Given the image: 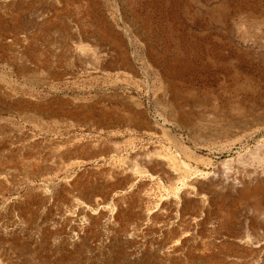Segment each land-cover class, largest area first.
<instances>
[{
	"label": "rangeland",
	"instance_id": "1",
	"mask_svg": "<svg viewBox=\"0 0 264 264\" xmlns=\"http://www.w3.org/2000/svg\"><path fill=\"white\" fill-rule=\"evenodd\" d=\"M263 150L264 0H0V264H264V203L177 192Z\"/></svg>",
	"mask_w": 264,
	"mask_h": 264
},
{
	"label": "bare ground",
	"instance_id": "2",
	"mask_svg": "<svg viewBox=\"0 0 264 264\" xmlns=\"http://www.w3.org/2000/svg\"><path fill=\"white\" fill-rule=\"evenodd\" d=\"M78 5V4H77ZM44 6V5H43ZM33 9V8H32ZM241 9V8H240ZM67 14V13H66ZM76 14V13H75ZM44 13H41V12H37L36 14H34L33 15V22L34 23H36V24H38V23H40L43 19H44ZM82 17V16H81ZM59 20V19H58ZM75 24V23H74ZM72 25V24H71ZM70 27V26H69ZM70 30V29H69ZM72 30V29H71ZM74 30V29H73ZM78 33V32H77ZM70 34L72 35L71 37H75V35H74V32H70ZM57 35V34H56ZM78 35H80V34H78ZM49 37V36H48ZM117 38V37H116ZM80 39V38H79ZM53 40V39H52ZM74 42H75V40H74ZM114 42V41H113ZM71 43H73V42H71ZM77 43V42H76ZM120 43V42H119ZM53 44V43H52ZM64 44H65V42H64ZM116 45V44H115ZM104 46H106V44L104 45ZM104 46H102V47H104ZM110 46V45H109ZM71 47V46H70ZM112 47H114V46H112ZM66 48V47H65ZM64 48V49H65ZM68 49V48H67ZM107 49H108V46H107ZM82 51L84 50V49H81ZM104 50H105V48H104ZM103 50V51H104ZM67 51V50H66ZM78 51V50H77ZM85 51V50H84ZM83 51V52H84ZM102 52V51H101ZM100 52V53H101ZM66 53V52H65ZM68 54V53H67ZM83 54H85V53H83ZM30 55V54H29ZM70 55V54H69ZM74 55V54H73ZM72 55V56H73ZM80 55V54H79ZM99 55V54H98ZM64 56V55H63ZM84 56V63H87V64H84V65H81V67L83 68V69H85L86 68V70L88 69V70H90V69H92L91 68V66L93 65V63H92V65H91V63H89L88 64V62H91V61H89V56L88 55H83ZM107 56H108V51H107ZM73 58V57H72ZM82 58V57H81ZM103 58H105V57H103ZM77 59V58H76ZM91 59H93V58H91ZM108 59V58H107ZM83 60V59H82ZM102 60V59H101ZM94 61V60H93ZM60 62V61H59ZM73 62V61H72ZM102 62H103V60H102ZM106 62V61H105ZM76 63V62H75ZM63 64V63H62ZM96 64V63H95ZM102 64V63H101ZM22 65V64H21ZM48 65V64H47ZM46 65V66H47ZM57 65V64H56ZM80 66V65H79ZM94 67V66H93ZM25 68H26V66H25ZM29 68V67H28ZM95 68V67H94ZM107 70V69H106ZM94 71V70H93ZM154 71V70H153ZM90 72V71H89ZM155 92V91H154ZM28 94V93H27ZM198 96V95H197ZM156 97V96H155ZM160 100V99H159ZM34 101V100H33ZM226 103V102H225ZM184 108V107H183ZM260 108V107H259ZM183 110V109H182ZM140 122V121H139ZM150 123V122H149ZM158 130V129H157ZM143 132V131H142ZM157 132V131H156ZM230 132V131H229ZM263 132V131H262ZM147 133V132H146ZM145 134V133H144ZM186 137V136H185ZM261 140V139H260ZM59 142V141H58ZM52 143V142H51ZM50 143V144H51ZM45 144V143H44ZM49 144V145H50ZM30 145V144H29ZM42 146V145H41ZM43 147H44V145H43ZM139 151V150H138ZM141 152V151H140ZM67 155V154H66ZM137 157V156H136ZM139 157V156H138ZM125 161V160H124ZM136 161H138L140 164H142V165H149L150 164V162H151V160H149L146 156H142V157H139V158H136ZM54 162V161H53ZM130 162V161H129ZM132 162V161H131ZM157 162V161H156ZM246 162V161H245ZM245 162H244V164H245ZM253 162L254 163H257V164H259V165H262L263 163H264V150L262 151V153H257V154H255V156L253 157ZM124 163V162H123ZM122 163V164H123ZM162 163V162H161ZM160 163V165H164V163H162L161 164ZM249 163V162H248ZM4 166V165H3ZM2 167V166H1ZM162 167V166H161ZM262 167V166H261ZM25 168V167H24ZM215 168H216V166H215ZM215 168H212V169H215ZM57 169V168H56ZM55 169V170H56ZM144 169V168H143ZM234 169V168H233ZM17 170V169H16ZM129 170H133V165L132 166H130L129 167ZM155 170V169H154ZM160 171L162 172V168L160 169ZM213 171V170H212ZM211 171V172H212ZM222 171H224V170H222ZM229 171V170H228ZM231 171V170H230ZM234 171V170H233ZM10 173H11V171H9ZM156 172V171H155ZM158 172V171H157ZM5 173V171L4 170H0V175L1 174H4ZM104 173V172H103ZM115 173V172H114ZM210 173V172H209ZM245 173V174H244ZM167 174V173H166ZM204 174H206V173H204ZM226 174H228L227 172H226ZM226 174H219V173H217V174H211L210 176L208 175V177L206 178V179H203L202 178V180H200V179H195L194 181H193V183H191V185L189 186V187H187V188H185V189H183V190H181V191H177L178 193L180 192V197L182 198V199H184V200H186V199H188L190 196H192V194L193 195H200L201 193H203V192H206V190H208L209 188H218V187H220L222 184L225 186V187H230L231 189H233L234 191L238 188V187H240V185H242L243 186V188L242 189H240L239 191H238V198H240V199H244L243 201H245V200H250V201H254V202H256L257 203V205H259L260 203H264V174H258V173H256V172H253L251 169H248V168H244V170H243V172L241 171V173L240 174H238V173H236V174H230V175H226ZM122 175V174H121ZM145 175V174H144ZM199 175H200V173H199ZM169 176L173 179V178H176V173H174V172H170L169 173ZM160 177V176H159ZM28 178H29V176H28ZM141 179V178H140ZM204 180V181H203ZM205 182V183H204ZM58 183V182H57ZM183 186V185H182ZM63 187V186H62ZM75 187V186H74ZM176 189V188H175ZM73 190V189H72ZM224 190H225V188H224ZM13 191V190H12ZM129 191V190H128ZM43 193V192H42ZM70 193V192H69ZM24 194V193H23ZM142 194V193H141ZM77 195H79V194H77ZM47 196V195H46ZM69 197H71V199H72V206H74V207H77V209H79V212H82L83 211V209L82 208H80L79 206H80V203H79V201H78V199L76 198V196L72 193V195L71 196H69ZM142 197V196H141ZM141 197H140V199H141ZM200 197H201V195H200ZM210 197V196H209ZM38 198V197H37ZM122 198V197H121ZM137 198V197H136ZM203 198V197H202ZM27 199V198H26ZM32 200V199H31ZM144 200V199H143ZM146 200V199H145ZM163 200V199H162ZM2 201V200H1ZM130 201V200H129ZM132 201V200H131ZM142 201V200H141ZM201 201V199L199 200V202ZM211 201V200H210ZM120 200H117L116 201V206H117V208H119L120 209ZM127 202V201H126ZM171 202V201H170ZM169 202V203H170ZM187 202V201H186ZM237 202V201H236ZM14 203L15 204H20V201L19 200H14ZM156 203V202H155ZM188 203V202H187ZM7 204V203H6ZM15 204H13V205H15ZM174 204V203H173ZM4 205V204H3ZM2 205V206H3ZM69 205H71V204H69ZM186 205V204H185ZM18 206V205H17ZM56 206V205H55ZM199 206V205H198ZM197 206V207H198ZM1 207V206H0ZM5 207V206H4ZM8 207V206H7ZM24 207V206H23ZM66 207V206H65ZM171 207V206H170ZM25 208V207H24ZM68 208L71 210V208H70V206H68ZM132 208V207H131ZM130 208V209H131ZM138 208V207H137ZM200 208V207H199ZM204 208V207H203ZM249 208V207H248ZM20 209V208H19ZM139 209H141V208H139ZM202 209V208H201ZM208 209V208H207ZM3 209H1V211H2ZM7 210V209H6ZM116 210V209H115ZM132 211L131 212H133V209H131ZM232 210V209H231ZM4 211V210H3ZM2 211V212H3ZM21 211V210H20ZM85 211V210H84ZM89 211V210H88ZM125 211V210H124ZM190 211V210H189ZM74 212V211H73ZM72 211H67V213H64L63 214V216H65V217H67V218H77L78 216H80V214H79V212H74L75 213V215H73L72 216V213H73ZM127 212V211H126ZM134 212H135V210H134ZM133 212V213H134ZM143 212V211H142ZM141 212V213H142ZM149 212V211H148ZM240 212V211H239ZM22 213V212H21ZM124 213V212H123ZM146 213V212H145ZM198 213V212H197ZM200 213V212H199ZM3 214V213H2ZM82 214L84 215V217L85 218H87V220H91L92 219V215H90V214H87L86 212H82ZM121 214H122V212H121ZM120 214V215H121ZM144 214V213H143ZM143 214H141V215H143ZM165 214V213H164ZM4 215V214H3ZM54 215V214H53ZM119 215V216H120ZM126 215V214H125ZM136 215V214H135ZM139 215V214H138ZM146 215V214H145ZM143 215V217L141 218L142 219V221L144 222H146V221H149V216L148 215ZM112 216V215H111ZM118 216V217H119ZM131 216V215H130ZM151 216V215H150ZM163 216V215H162ZM243 216H245V215H243ZM250 216V215H249ZM264 216V215H263ZM114 217V216H113ZM138 217V216H137ZM161 217V216H160ZM170 217V216H169ZM103 218V217H102ZM115 218V217H114ZM126 218V217H125ZM182 218V217H181ZM188 218V217H187ZM247 218H249L250 219V222H251V225H250V229L252 230V231H255L256 232V227L258 226V227H260L261 229H264V218H261V221L259 222L258 220H255V219H253V217H247ZM139 219V218H138ZM169 219V218H168ZM60 220V219H59ZM74 220V219H73ZM117 219H115L114 221H116ZM128 220H129V217H128ZM163 220V219H162ZM165 220V219H164ZM239 220V219H238ZM243 220H245V219H243ZM248 220V219H247ZM71 221V220H70ZM81 221V220H80ZM156 221V220H155ZM158 221V220H157ZM160 221V220H159ZM167 220H165V222H166ZM188 221V220H187ZM88 222V221H87ZM113 222V221H112ZM151 222V221H150ZM190 222H191V220H190ZM215 223H216V221H214ZM230 222V221H229ZM58 223V222H57ZM164 223V222H163ZM213 223V222H212ZM45 224V223H44ZM50 224V223H49ZM115 224V223H114ZM137 224V223H136ZM181 224H183V223H181ZM187 225V224H186ZM107 226V225H106ZM120 226V225H119ZM137 227L136 228H134L135 230H136V232L138 231H141V234L142 235H146L148 232H150V231H152V230H154V228H155V225L154 224H148V225H146L145 223H139V225H136ZM183 226V225H182ZM246 226H249V224L248 225H246ZM17 227H18V225H17ZM41 227V226H40ZM210 227H212V226H210ZM56 228V227H55ZM59 228V227H58ZM62 228V227H61ZM133 228V227H132ZM134 229H132V232H135V231H133ZM211 229H213V227L211 228ZM246 229V228H245ZM71 230V229H70ZM76 230V229H75ZM81 230V229H80ZM89 230V229H88ZM181 230V229H180ZM179 230V231H180ZM156 231V230H155ZM259 231V230H258ZM80 232V231H79ZM120 232V231H119ZM135 232V233H136ZM236 232V231H235ZM245 232V231H244ZM250 232V231H249ZM249 232H247L248 234H250ZM129 233V232H128ZM153 233V232H152ZM253 233V232H252ZM132 234V233H131ZM140 233H138V235H139ZM140 234V235H141ZM150 234V233H149ZM121 235V234H120ZM123 235H125L124 233H123ZM134 236H136L135 234H133ZM133 235H131L130 237H132L133 238ZM245 235H247V234H245ZM146 236H148V234L146 235ZM145 236V237H146ZM181 236V235H180ZM123 237V236H122ZM127 237V236H126ZM206 237V236H205ZM221 236H219V238H220ZM264 237V236H263ZM56 238V237H55ZM115 238V237H114ZM125 238V237H124ZM132 238H130V239H132ZM210 238V237H209ZM77 239V238H76ZM249 239V238H248ZM251 239H253V238H251ZM13 240V239H12ZM116 240V239H115ZM121 240H122V238H121ZM158 240V239H157ZM250 240V239H249ZM79 241V240H78ZM143 241V240H142ZM51 242V241H50ZM97 242V241H96ZM202 242H204L203 240H202ZM206 242V241H205ZM210 242V241H209ZM251 242H253V240L251 241ZM41 243V242H40ZM53 243V242H52ZM240 244V243H239ZM141 245V244H140ZM202 245H205V244H202ZM201 245V246H202ZM248 245V244H247ZM253 245V244H252ZM16 246V245H15ZM170 246V245H169ZM246 246V245H245ZM45 247V246H44ZM178 247V246H177ZM236 247V246H235ZM250 247V246H249ZM254 247V246H253ZM257 247V249H258V251L260 252V253H264V239H263V241H262V243H258V245L256 246ZM118 248V247H117ZM151 248V247H150ZM171 249H172V253H174V251H175V249H174V246H172V244H171V247H170ZM199 248V247H198ZM11 249V248H10ZM169 248H167V251L166 252H171L170 250H168ZM256 249V250H257ZM164 250V249H163ZM82 251V250H81ZM143 251V250H142ZM254 251V250H253ZM26 252V251H25ZM117 252V251H116ZM78 253V252H77ZM74 254V253H73ZM182 255H183V253H182ZM234 255V254H233ZM259 255V254H258ZM263 254H261V256H262ZM106 256V255H105ZM264 256V255H263ZM172 257V256H171ZM232 257V256H231ZM198 259V258H197ZM260 260V259H259ZM263 260V259H262ZM61 262V261H60ZM167 262V261H166ZM165 262V263H166ZM232 262V261H231ZM251 262V261H250ZM57 263V262H56ZM211 264V263H210Z\"/></svg>",
	"mask_w": 264,
	"mask_h": 264
}]
</instances>
